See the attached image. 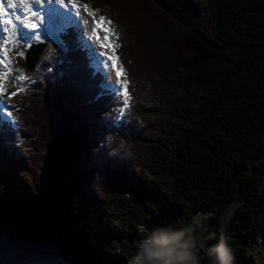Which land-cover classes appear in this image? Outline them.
<instances>
[{"label": "trees", "instance_id": "obj_1", "mask_svg": "<svg viewBox=\"0 0 264 264\" xmlns=\"http://www.w3.org/2000/svg\"><path fill=\"white\" fill-rule=\"evenodd\" d=\"M77 1L119 34L131 110L119 120L72 27L33 71L17 59L28 112L0 118V259L148 264L140 245L194 229L210 264L223 228L236 264H264V0Z\"/></svg>", "mask_w": 264, "mask_h": 264}, {"label": "rangeland", "instance_id": "obj_2", "mask_svg": "<svg viewBox=\"0 0 264 264\" xmlns=\"http://www.w3.org/2000/svg\"><path fill=\"white\" fill-rule=\"evenodd\" d=\"M78 8V7H77ZM95 18H98L95 16V12H91L90 8L88 6L85 7V5H80V7L74 12L73 15H71L68 19L67 27L70 25H73L75 27H78V29L81 30L82 33L79 34L80 38L79 41L81 43V46L83 48H86L90 57V64L92 65V68L94 70L99 71V73H102L103 75V82L101 83V86L103 89L108 90V92L114 96H118L119 94H123V90L125 87V84L127 85V82L125 81V77L120 79L118 83L111 82V77L113 74V71H111L109 68L106 67V64L104 63L103 56L101 55V45L99 42H97L94 39V20ZM84 29H87L84 33ZM64 30V29H63ZM63 30H55L49 35H47L46 43L48 45L60 43L59 41V35L58 33ZM35 34V33H34ZM37 34V33H36ZM35 34V35H36ZM13 35L11 37L8 35L4 41L1 42V51H0V94L2 99H0V103L12 101V106L14 109V115L13 118H9V121L11 122V125L14 126V128H19L21 126L19 116L27 111L26 100H23V96L26 95L24 92V89H27V86L29 83H27L26 74L24 70L16 71V69H12L16 62L17 55L21 54L24 49H28L29 45L27 46L25 44L26 41L23 40V37L20 35L19 37H16V41L13 42L10 45V40H12ZM8 39V40H7ZM59 41V42H58ZM93 50H97L99 54H96L93 52ZM25 54V53H23ZM8 58L9 65L5 66V58ZM123 70V69H122ZM25 74V75H24ZM23 76L24 79L21 80L19 77ZM124 79V80H123ZM121 82V85H120ZM11 83V84H9ZM26 84V85H25ZM26 86V87H25ZM6 90H9L7 93ZM11 93H17L16 95H11ZM8 95V96H4ZM131 110V109H129ZM129 110L127 113H129ZM122 121V120H121ZM4 137L0 138V141L3 139L5 142V145L8 144L6 133H4ZM264 193V183L261 187V192ZM1 193V191H0ZM203 215L197 216L195 224L199 228L202 226L204 222ZM258 222L264 223V214L259 215L257 217ZM102 228H97L96 232H100ZM264 252V248L261 246V244H257L254 248V252L257 256V259H260V262H264V253L259 254V251Z\"/></svg>", "mask_w": 264, "mask_h": 264}, {"label": "clouds", "instance_id": "obj_3", "mask_svg": "<svg viewBox=\"0 0 264 264\" xmlns=\"http://www.w3.org/2000/svg\"><path fill=\"white\" fill-rule=\"evenodd\" d=\"M112 139L113 137L109 135V143L112 142ZM200 215H203L204 219H208L210 214H197V216ZM217 241L216 244H206L200 249L209 257L210 264H216L217 261L218 264H236L235 256L229 247L228 237L223 228L219 230ZM195 248L196 236L194 229H191L187 232H177L171 237L165 235L161 239H153L149 243H144L140 245L141 251L137 255L142 256L148 264H199L193 251Z\"/></svg>", "mask_w": 264, "mask_h": 264}, {"label": "bare ground", "instance_id": "obj_4", "mask_svg": "<svg viewBox=\"0 0 264 264\" xmlns=\"http://www.w3.org/2000/svg\"><path fill=\"white\" fill-rule=\"evenodd\" d=\"M56 3H58L63 8H67V10L77 8L76 4L73 5L67 0L64 4H60L59 0H9V3L0 2V51L2 47L1 42L4 41L8 35H13L12 40H10V45L16 41V34L23 37V40L26 41L25 43L29 45V48L40 42H45L47 39V34H45L43 31H30L26 26H29L30 22L34 20H30V15L36 10H41L40 12L47 21L48 19H50L52 22L62 20V16L57 13H54L52 16L48 15L50 11L56 10ZM40 15L41 14L38 16ZM17 16L20 17V20H16ZM8 19H12L13 24L9 25L7 23ZM46 26L47 25L45 24L44 27L46 28ZM8 30H11L13 34H10ZM86 30L87 29H84V33ZM34 33L37 34L35 35ZM37 36L39 37L38 39L36 38ZM8 58L9 57L5 58V66L9 65ZM121 71L123 72V75L120 76L117 75V72H113L111 82L118 83L120 79L125 77L124 70ZM6 92L8 93L9 90H6ZM0 99H2L1 94ZM7 103L12 105V101H7Z\"/></svg>", "mask_w": 264, "mask_h": 264}, {"label": "snow or ice", "instance_id": "obj_5", "mask_svg": "<svg viewBox=\"0 0 264 264\" xmlns=\"http://www.w3.org/2000/svg\"><path fill=\"white\" fill-rule=\"evenodd\" d=\"M0 2H2V3H9V0H0ZM65 2H66V0H59V3H60V4H64ZM70 3L73 4V5H75V4H76V0H70ZM85 7H86V5H85ZM57 10H58V11H56V10L50 11V12L48 13V15H49V16H52L54 13H57V12H60V11H61V10H59V9H57ZM61 14L65 15V16H68V17H70V16L72 15L71 13H61ZM33 15H35V13H33ZM16 20H20V17L17 16V17H16ZM104 22H105V18H104L103 16L100 17V19H99L98 21H96L97 28H98V29H102L104 32H109V31H111L110 28H105V27H103ZM7 23H8L9 25L13 24V20H12V19H8ZM107 23H108V24H112V21L108 20ZM32 26L35 27V25H32ZM36 38L38 39L39 37L37 36ZM97 38L100 39L99 34L97 35ZM103 40L107 41V40H109V37H108V36H104V37H103ZM104 46L107 47L108 45L105 44ZM113 50H114V49H113ZM21 55H23V53H21ZM115 59H117V57H114V56H110V57H109V60H115ZM114 66H115V65H114ZM117 75H118V76L123 75V72L121 71V69H120L119 67H117ZM19 79L23 80L24 77L21 76V77H19ZM16 94H17V93H11V95H16ZM123 94H124L125 96L128 95V90H127V85H126V84H125V87H124V90H123Z\"/></svg>", "mask_w": 264, "mask_h": 264}, {"label": "water", "instance_id": "obj_6", "mask_svg": "<svg viewBox=\"0 0 264 264\" xmlns=\"http://www.w3.org/2000/svg\"><path fill=\"white\" fill-rule=\"evenodd\" d=\"M47 44H37L31 47V49L27 52L26 56V63L28 68L33 71L36 66L38 65L40 56L42 55L44 49L46 48ZM14 263H20V264H30L24 259L21 258H5L0 259V264H14Z\"/></svg>", "mask_w": 264, "mask_h": 264}]
</instances>
